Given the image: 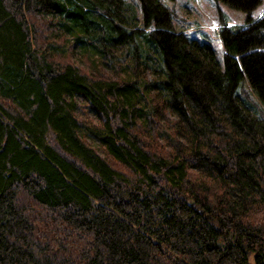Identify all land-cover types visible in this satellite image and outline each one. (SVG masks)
Listing matches in <instances>:
<instances>
[{"label":"trees","instance_id":"trees-1","mask_svg":"<svg viewBox=\"0 0 264 264\" xmlns=\"http://www.w3.org/2000/svg\"><path fill=\"white\" fill-rule=\"evenodd\" d=\"M136 1L0 0V264H264L259 0L221 63Z\"/></svg>","mask_w":264,"mask_h":264},{"label":"rangeland","instance_id":"rangeland-1","mask_svg":"<svg viewBox=\"0 0 264 264\" xmlns=\"http://www.w3.org/2000/svg\"><path fill=\"white\" fill-rule=\"evenodd\" d=\"M125 1L131 2L136 8L138 6L136 0ZM160 2L163 3L168 10L170 26L175 30L182 31L184 35L188 37H195L199 41L206 42L213 49L215 58L218 59L220 63L222 62L221 57L223 48L220 46L219 36H217V30L221 26L219 15H222L226 26L242 27L244 25L243 19L245 13L234 8L231 9L222 1L160 0ZM262 15H264V0H259L255 7L250 10V17L256 19ZM111 52L115 54L113 50H111ZM70 54L72 60L76 64H82L77 46L72 47ZM105 68L108 69L107 66H105ZM252 93V100L256 102ZM75 100L80 102L77 96H75ZM256 103L260 105L264 113V104L262 102ZM252 108L251 106V109ZM252 111L254 112V110ZM87 115L91 117L92 112L87 111ZM87 139L89 143L96 144L94 140L90 138ZM96 149L101 153L99 147Z\"/></svg>","mask_w":264,"mask_h":264}]
</instances>
